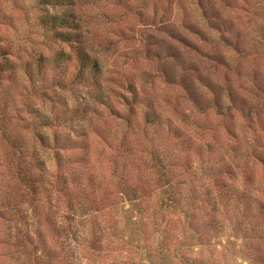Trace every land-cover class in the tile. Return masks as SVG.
<instances>
[{
  "label": "rangeland",
  "instance_id": "374dc122",
  "mask_svg": "<svg viewBox=\"0 0 264 264\" xmlns=\"http://www.w3.org/2000/svg\"><path fill=\"white\" fill-rule=\"evenodd\" d=\"M76 3L88 26L85 49L102 72L63 89L77 44L50 36L38 0H0V35L15 67L0 74V119L11 120L29 153L46 158L44 176L52 181V149L36 134H51L53 126L37 121L61 113L64 98L91 103L102 115L90 127L92 161L77 169L104 183L93 194L85 184L61 192L38 180L39 191L29 193L12 176L15 154L0 134V264H264V213H245L236 200L227 205L223 191L231 186L264 202V0ZM60 51L61 69L36 72L39 57L51 63ZM148 103L202 144L203 172L193 182L170 172L185 167L184 153L173 158L176 149H190L188 139L180 145L166 135L152 143L144 136L147 124H138ZM131 183L150 187L138 192L143 208L132 206ZM80 190L88 191L83 208ZM204 191L218 200L217 214L204 204ZM197 194L199 201L188 200Z\"/></svg>",
  "mask_w": 264,
  "mask_h": 264
},
{
  "label": "trees",
  "instance_id": "16d2710c",
  "mask_svg": "<svg viewBox=\"0 0 264 264\" xmlns=\"http://www.w3.org/2000/svg\"><path fill=\"white\" fill-rule=\"evenodd\" d=\"M76 1L77 0H38L39 9L42 11V13L39 14L41 23L50 32V36L56 40H60L69 44L74 42L77 44V52L74 59L76 67H73L72 72L68 76L69 80H66V74L64 75L63 79H61V81L63 80V83L61 84L63 89L68 87L77 89V86L82 83L96 81L102 72L97 60H91L88 51L85 49L84 42L88 33V26L87 22L82 16L81 6L77 5ZM11 55L12 51L8 39H4L0 35V74L7 71L14 73L15 67L12 65V61L8 59ZM65 55L66 54L61 51L55 53L51 63H48L49 58L46 59L43 56L39 57L37 59L38 71L36 72L40 74L42 65L53 70L61 69L63 66L61 63L66 58ZM127 90L131 91V93H133V97L136 98V88L134 86L128 87ZM127 100L129 101L128 98ZM67 102L68 101H66L65 98L61 101L63 106L61 113L54 116L46 115L44 117H40V121H37L38 123H41V126H53L51 134H36L37 140L42 145L52 149L53 158L56 165V173L52 181L48 180L44 176L45 170L47 168L46 158H42L41 154H34V151L33 153H29V151L24 148V140H20V138L11 131V120H9V118L6 116L1 117L0 119V126L2 127V131H0L1 138L4 143L9 144L15 154L13 164L11 165L12 176L16 178L21 185H24L26 188H28L29 193H35L37 190L39 191V188L37 187L38 180H41L46 188L47 184H51V186H56L58 188L57 190L61 192L72 191V189H70L72 188V184H78L81 186L85 184L90 186L89 191L93 194H97L104 183L103 178H101L98 173L87 170L88 168H84L83 170L77 169L80 164H90L92 161L90 153V135L92 130L90 127L96 124V120L94 118L97 115H102V113L99 111V108L97 109L93 107L91 103L82 102L81 97L78 98L73 105H69ZM148 104H145L147 110L144 111L142 120L138 124L139 126L142 123L147 124V128L145 129L146 133L144 136H148L150 142L152 143L163 139L166 135V137H171L175 140L177 139L176 144L180 145L183 141L186 142V139H188L187 143L191 144V146H188L190 149H180L179 154L177 153L176 149L173 158L175 160L179 158L177 160L178 162L181 159V155L184 153L185 167L179 164L183 168L182 169L178 167V164H176V171L174 172L171 169L170 172L173 173L175 178L181 177L182 175L179 173L182 172L183 176H185L189 182H193L194 178L203 172L202 156L204 153L202 151V144L198 145L192 136L185 135V132L173 129V127L167 122L168 120L157 112L154 105L152 103ZM105 106L108 105L105 104ZM129 120L132 121L130 118ZM54 126L60 127L61 129L54 128ZM142 127L143 126L140 128ZM99 136L103 138L105 137L102 135ZM105 140L106 142H109L106 137ZM208 146L209 144H206L205 147L209 148ZM76 151H81L82 156L79 158L75 157ZM205 152H207V150H205ZM30 154H32V157L36 160L34 164L39 167L38 172L34 171L35 169L32 167L34 166L33 162H28L27 157ZM160 155L161 154L159 153L158 156ZM222 161L226 168H231L230 163H225V157H222ZM225 172L229 173L230 171L226 170ZM125 177L126 176L121 177V181L125 183L124 185H127L130 182L127 179L125 180ZM151 180L154 181V183L158 181V179L156 180L152 176ZM142 184L131 183L129 185L130 190H132L135 195L133 199H131V202L134 203L132 206H136L139 209L143 208L144 205L143 196H138V192L150 188L145 187V185ZM158 184L159 183L156 184L157 188L159 187ZM39 186L41 187V184H39ZM223 191L227 197V205L230 203V201L236 200L234 203L235 206L239 205V207H242L245 213L251 214L255 210L259 211L260 214L264 213V202H257L249 195L247 196L244 193H240L239 190L231 186L226 187ZM86 193L88 194V191L80 190V197L83 198L77 199V205L79 208L84 207V199L87 197L85 196ZM204 193L205 196L202 195L203 193H200L202 195L201 197H203L202 199L204 204H207V202L211 204V211L217 214L218 200H215L211 194H209V192L204 191ZM200 194H197L196 197H188V200L191 198L192 201L197 202L199 201V198L197 197H200ZM165 199L168 200V198ZM178 203L179 205L182 204V200L180 199ZM203 208H205V210H210L207 205ZM191 253H193V251H191Z\"/></svg>",
  "mask_w": 264,
  "mask_h": 264
}]
</instances>
